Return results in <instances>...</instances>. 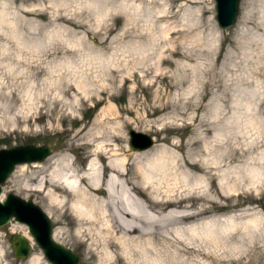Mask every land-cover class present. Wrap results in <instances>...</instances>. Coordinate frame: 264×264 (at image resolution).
<instances>
[{
    "label": "rangeland",
    "instance_id": "rangeland-1",
    "mask_svg": "<svg viewBox=\"0 0 264 264\" xmlns=\"http://www.w3.org/2000/svg\"><path fill=\"white\" fill-rule=\"evenodd\" d=\"M32 1L0 0V149L49 145L53 148L51 155L69 154L79 171L89 158L90 148L75 146L96 130L100 131L96 142H114L118 153L126 155L129 162L136 153L143 152L129 148L131 129L153 138V146L144 154L166 147L187 155L197 150L188 145L189 140L202 136V140L211 141L226 130L231 145L235 141L246 144L264 133V91L260 88L264 66L255 73L251 49L235 47V25L228 29L218 26L214 0L194 4L156 0L162 9L171 4L173 12L160 22L145 18L139 23L142 29L125 33L122 29L126 20L122 16L116 19L109 15L101 20V13L87 17L84 11L75 9H69V14L85 26L48 23L34 12L22 11ZM149 7L155 10L152 5ZM245 10L253 21L247 24L245 36L262 33L255 23L264 19V0H241L238 19ZM111 11L109 8L108 13ZM38 25H43V29ZM166 29L181 32L166 37ZM96 40H104L105 44L99 46ZM67 49L72 50L66 52ZM173 50L179 53L172 55ZM162 58L166 59L164 63ZM147 67V73L140 71ZM205 123L211 126L207 134L202 133ZM238 131L245 139L232 138ZM173 142H177L175 147ZM72 143L74 149L69 151ZM211 151L213 156L219 150ZM263 156L264 148L260 147L229 162L225 167L231 172L229 182L234 180V170L244 166L246 169L251 158L257 161ZM45 160L37 162L39 165L16 166L2 185L1 198L12 192L46 212L41 199L44 193L34 190L40 164ZM255 165L264 175V159ZM183 171L189 170L183 167ZM261 179L262 188L256 191L243 179L240 184L235 182L237 195L216 198L209 212L202 215L214 223L215 240L195 241L206 254L181 250L179 257L190 264H264V223L253 230L248 221L264 219V176ZM191 183L187 181L186 185ZM246 209V215L231 217ZM51 222L53 228L58 226L52 219ZM19 225L12 220L0 227V264H28L29 257H44L27 229L31 253L23 259L14 257L9 238L12 233L24 235ZM94 238L99 239L94 235L85 246L72 237L63 236L59 241L79 257V264H85L89 248L96 252L93 264H103ZM157 247L161 253L178 248L168 242H158ZM42 261L51 264L45 257ZM110 264L159 262L150 251L133 257L132 262L125 259Z\"/></svg>",
    "mask_w": 264,
    "mask_h": 264
},
{
    "label": "bare ground",
    "instance_id": "bare-ground-1",
    "mask_svg": "<svg viewBox=\"0 0 264 264\" xmlns=\"http://www.w3.org/2000/svg\"><path fill=\"white\" fill-rule=\"evenodd\" d=\"M179 1L194 4L199 0ZM109 8L112 10L110 14ZM172 8L169 4L166 9H162L156 0H33L29 5H24L22 11L34 12L39 19H46L48 23L61 21L72 27H83L86 24L75 21L69 9L84 11L87 17L101 13L98 15L101 20L109 18V15L116 19L122 16L126 25L130 24L129 27H123L125 33L135 28L142 29L139 23L145 18H150L151 22L162 21L173 12ZM247 24H253V21L249 11L245 10L233 27L234 43L237 48L251 49L254 71L257 73L264 66V19L255 23L256 28L263 32L256 31L250 37L245 36ZM38 28L43 29V25H38ZM111 29L109 27L107 30ZM179 32L180 29L171 32L166 29L163 35L167 37L169 33L172 36ZM95 43L103 46L105 41L96 40ZM87 46L90 48V44ZM71 50L67 49L66 52ZM178 53V50L171 52L172 55ZM91 58L97 59L95 56ZM160 61L164 63L166 59ZM148 70L149 67L140 71L147 73ZM260 88L264 91V82ZM210 127L208 123L203 124L202 133L210 132ZM262 130L264 132V126ZM222 132L221 137L216 136L211 141L202 140V136L189 140L188 145L197 150L187 155L161 147L151 154H144L147 152L145 150L136 153L129 162L126 155L118 153L114 142H96L100 136V131L96 130L81 138L75 146L82 150L90 148L87 151L89 158L80 172L69 154L51 155L40 164L34 190L44 193L41 199L44 200L45 210L53 222L58 224L53 228L54 240L61 244L59 240L63 236L72 237L85 246L96 235L99 239L94 238L96 244H93L98 243V253L103 264L125 259L132 262L133 257L145 256L150 251L156 254L159 264H190L189 260L179 257V251L206 254L204 249L195 245V241H213L216 231L214 223L205 220L202 215L209 212L216 198L237 195L239 188L235 182L240 184L244 179L256 191L262 188L259 184L264 176L255 165L263 161L264 156L257 161L251 158L246 169L244 166L234 170L233 182H229L231 172L225 168L229 162L251 150L264 148V133L250 138L246 144L235 141L236 145H231L228 130ZM238 132L232 138L245 139V135ZM176 144L172 143L174 147ZM74 145L71 144L69 151L74 149ZM215 148L219 151L212 156L211 150ZM35 164L39 165L37 162ZM183 167L189 171L184 172ZM187 181L192 183L187 186ZM200 201L202 203L199 204ZM248 210L231 217L246 215ZM248 221L253 230L259 229L260 224L264 223L262 218H249ZM20 224V231L30 239L26 226ZM14 230L17 231L16 228ZM158 242H168L182 248L161 253L157 247ZM86 250L85 264H93L96 252L92 248ZM43 258L41 254L29 257L28 264H45Z\"/></svg>",
    "mask_w": 264,
    "mask_h": 264
},
{
    "label": "water",
    "instance_id": "water-1",
    "mask_svg": "<svg viewBox=\"0 0 264 264\" xmlns=\"http://www.w3.org/2000/svg\"><path fill=\"white\" fill-rule=\"evenodd\" d=\"M215 19L221 29L233 27L238 19L241 0H214ZM128 146L133 151H144L153 146V138L141 131L128 132ZM53 153L49 145H19L0 149V227L12 220L26 226L34 244L51 264H79V257L53 238V225L47 213L31 200L12 192L2 201V186L15 167L21 164L42 162ZM14 257L23 259L31 253V242L21 234L9 238Z\"/></svg>",
    "mask_w": 264,
    "mask_h": 264
}]
</instances>
